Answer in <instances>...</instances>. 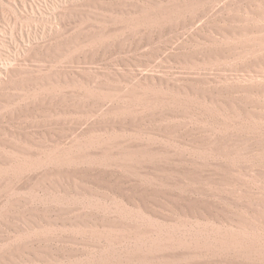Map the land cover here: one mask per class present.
I'll use <instances>...</instances> for the list:
<instances>
[{
	"label": "rangeland",
	"instance_id": "1",
	"mask_svg": "<svg viewBox=\"0 0 264 264\" xmlns=\"http://www.w3.org/2000/svg\"><path fill=\"white\" fill-rule=\"evenodd\" d=\"M248 1L239 24L264 26V0ZM232 3L169 0L163 10L153 6L149 25L121 20L138 26L137 53L116 45L107 48L114 55L85 62L60 58L66 70L92 66L91 79L99 67L104 87L117 90L104 91V111L96 103L84 113L73 107L64 138L38 139L43 154L0 149V264H12L16 249L22 259L14 264H264V108L254 107L264 94L235 93L226 61L213 58L214 42L237 25ZM102 37L96 42L107 46ZM260 54L262 75L247 88L264 87ZM210 76L222 81L220 94L203 81ZM37 122L44 130L45 118ZM5 138L26 145L24 136ZM82 138L107 160L67 165L53 151ZM30 158L40 159L38 169L17 177ZM29 233L34 247L13 243Z\"/></svg>",
	"mask_w": 264,
	"mask_h": 264
},
{
	"label": "bare ground",
	"instance_id": "2",
	"mask_svg": "<svg viewBox=\"0 0 264 264\" xmlns=\"http://www.w3.org/2000/svg\"><path fill=\"white\" fill-rule=\"evenodd\" d=\"M168 1L141 0L142 6L134 9L125 7L124 0H0V149L11 147L25 154L30 151L37 157L43 154L45 149L38 139L45 138L55 142L65 137L64 129L72 124L73 107L82 106L79 113H84L86 107L96 103L100 110L104 111L106 97L109 94L104 91L117 88L104 87L97 75L103 74L99 67L96 68V76L91 79L85 71L90 70L92 66H82L79 62L78 66L66 70L62 64L64 61L60 58H78V61L85 62L97 55L102 57L114 55L110 48H107L116 45L126 49L125 54L128 56L137 53L134 45L139 40L138 26L133 23L121 26V20L127 18L126 20L134 21L139 17L137 19H143L145 25H149L153 6L156 5L163 10ZM248 5H250L248 0H233V19L237 25L229 29L230 36L222 33L223 38L214 42L216 45L213 46L215 48L213 58L226 61L225 64L230 69V75L227 77L233 82V88L230 89H234L235 93L264 94V87L247 88L246 83L249 79L253 80L254 76L258 78L262 75L258 74L255 66L263 64L259 59H263L260 53L264 51V26L239 24L243 21L239 14L240 10ZM100 10L111 14L109 16ZM161 17L164 21V14ZM148 28L144 27L145 33ZM99 35L108 41L107 46L96 42L95 39ZM167 47L172 49L176 45ZM111 66L115 73H120L117 65ZM58 67L62 69L59 70ZM203 81L214 84L211 85L219 94L223 91L222 81L212 76ZM132 82L135 86L136 82ZM259 82L263 84V81ZM133 87L125 84L123 88ZM113 96L116 98L120 94ZM254 107L264 108V105L258 104ZM60 112L64 114L61 124L57 117ZM234 114L239 115L237 109L234 110ZM40 118H45L44 130L38 125L37 121ZM78 128L84 130L82 124L78 125ZM16 134L24 136L25 147H12L6 142L5 137ZM88 142L89 139L86 138L67 140L62 146L55 145L53 151L62 152L61 159L67 165L81 163L87 166L93 161L94 164L106 161L104 153H91L87 149ZM38 160L40 159L30 158L24 163L20 162L19 168L15 171L17 177L37 170ZM41 169L46 167L42 166ZM15 179L17 178L14 177L13 180ZM36 189L40 187L31 188ZM33 235L29 233L18 236L13 243L34 247L37 242ZM14 251L17 260L22 259V253L18 249ZM14 256L13 259L10 258L12 264L16 262Z\"/></svg>",
	"mask_w": 264,
	"mask_h": 264
}]
</instances>
